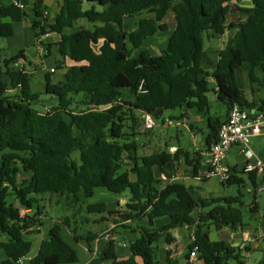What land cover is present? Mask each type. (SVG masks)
Returning a JSON list of instances; mask_svg holds the SVG:
<instances>
[{
    "label": "trees",
    "instance_id": "trees-1",
    "mask_svg": "<svg viewBox=\"0 0 264 264\" xmlns=\"http://www.w3.org/2000/svg\"><path fill=\"white\" fill-rule=\"evenodd\" d=\"M22 1H34L31 28L37 38L60 36L49 51L55 48L57 66L67 72L56 83L46 75L43 94H33L30 76L21 69L11 70L18 58L5 61L10 87L17 92L8 95V88L0 82V234L8 238L0 242L7 256L0 264H20L31 253L32 243L26 235L41 225L42 208L33 216H22L20 211L34 209L38 199L32 196L67 195L73 204H79L78 194L83 192L91 198L99 188L118 196L130 194L126 211L120 212L119 218L137 224L138 234V239L129 243L128 258H120L116 241L111 240L99 254L101 263L160 264L157 244L162 233L193 227L194 246L190 250L196 248L204 264H245L238 248L209 238L210 227L220 230L243 225V213L235 207L242 203L240 194L205 200L181 184L160 190L155 169L177 161L178 154L160 151L141 158L130 155L137 151L135 139L140 135V125L144 126V116L165 123L166 111L196 108L209 114V78L216 82L214 93L228 114L235 105L253 110L254 105L238 85L237 71L249 64L253 84L254 69L264 73V0H249L250 9H235L239 24L230 27L241 30L244 46L221 51L212 74L207 71L211 64L204 41L209 35L225 34L232 12L230 3L235 0H65L52 22L46 18L44 0ZM85 3L89 9H84ZM170 12L176 28L167 48L153 55L144 48L145 42L169 32L165 20ZM29 16L11 0L0 6V37L12 34V27L1 23L3 18L22 22ZM80 20L89 24L77 26ZM131 22H135L134 30H130ZM69 29L72 33H65ZM125 91L133 101L123 100ZM42 96L57 100V105L44 114L34 106ZM219 128L216 120L210 125L207 147L217 140ZM75 153L79 154L78 161L73 159ZM125 160L132 163L123 171ZM193 163L188 164L196 169ZM247 174L256 186V173ZM21 175L28 177L19 182ZM243 182L232 172L225 184ZM11 196L14 202L9 200ZM210 207L211 211L196 214ZM86 212L114 215L105 203L88 205ZM161 220L166 224L160 225ZM143 221L145 225H141ZM70 223V218L63 221L71 229ZM71 231L77 241L83 240L76 236V229ZM169 253L166 264H172ZM77 262L76 251L62 239L61 226L56 224L30 263Z\"/></svg>",
    "mask_w": 264,
    "mask_h": 264
},
{
    "label": "crops",
    "instance_id": "crops-1",
    "mask_svg": "<svg viewBox=\"0 0 264 264\" xmlns=\"http://www.w3.org/2000/svg\"><path fill=\"white\" fill-rule=\"evenodd\" d=\"M64 2L65 0H44V5L47 10L45 13L46 18L50 22L54 21L56 16L59 15ZM9 3L10 0H0V6H5ZM23 3L26 6L25 11L30 14L25 21L14 22L10 18H3L1 20L2 24L12 27V34L8 37H0V82L8 88V95H14L17 92V90L15 91L10 87L11 78L7 75L5 61L18 58L19 62H17L15 66H11V70L21 69L28 74L31 78V92L33 94L42 95L46 85V75H50L51 81L56 83L63 79L67 69H61L57 66L59 57L57 58L58 55L56 54L55 48H53L51 52L49 51L50 45L60 41V36L57 34H49L48 36L45 35L44 37L37 38L35 32L31 28V23L34 21V17L31 13L34 7V1ZM83 7L85 10L89 9V5L86 3ZM230 7L232 8V12L226 24L227 29L225 34L220 37L209 35L204 41V49L207 53L208 61L211 64V67L207 71L211 74L218 65L221 51L229 47L240 49L244 46L241 30L238 27L230 26H237L239 24V12L235 11V9H250L252 7L251 2L249 0H235L230 3ZM168 16L169 13L167 17ZM80 25L86 24L80 21L77 26ZM134 27L135 22L132 26L130 25V30H134ZM175 28L176 25L173 29L169 27L170 35H172ZM22 29L25 31L24 39L18 34ZM72 31V29H69L66 30L65 33L70 34ZM159 34L160 33H158L157 36ZM31 36L33 37V42H30ZM166 48H164L162 52ZM21 53L23 54L22 57L20 55ZM51 58H53V63L52 61L50 62ZM70 64L71 63H69V65ZM52 70H55V72H51ZM243 70L245 72V74H243L244 84L241 87L239 74ZM250 71L251 66L249 64H244L237 71V81L244 93L245 99L250 104L254 105L253 110L249 111L251 114H254L264 109V73L259 69H254L256 83L253 84L249 77ZM209 82L211 84V92L209 93V114L206 115L201 113L196 108L180 109V116H172L169 119H165V122L169 121L171 123H163L164 126L172 127L176 124V127L186 128L192 136V142L190 144H188L189 142H187L188 145L184 143L185 135L183 130H177V143L175 144L169 136L160 138L154 133V129L152 131H147L144 130L143 127L145 135L136 138L138 147L134 155L138 157V154H140L143 157L153 154H142V152H144V147L152 144L151 136L153 134L154 139L159 137L157 140L162 139L164 141V146H158V151L156 152L166 151L172 155L178 154L177 161L164 168L155 169V177L160 181L158 189L162 190L169 184H181L190 189L197 197L205 200L210 198L238 197L239 195H226V193H222L223 195L220 196L211 194V196L215 197H204L203 190L205 189L207 192L211 190V188L216 187L218 183H221L224 191L229 187L222 183L217 177H208V168L200 159L203 153L209 148L206 145V137L211 131L210 125L215 123L216 120V125L221 126L228 118L227 107L218 101L214 93V91L217 90L216 82L212 78H209ZM38 87H40L39 91L36 92V88ZM123 100L133 101L134 97L129 92L125 91ZM39 105L44 106V110L48 112L53 106L57 105V100L55 98L42 96L39 102L34 105L37 110L41 108ZM212 120H214V122H212ZM199 122H202L201 126L198 125ZM249 149L253 153V158L251 160H248L244 156L241 146L235 145L230 149L228 158L225 162L233 174L244 181L242 185H233L239 187L238 194L242 196V203L235 205V207H239L243 213V225L234 228L223 227L220 230L210 227L209 238L213 242H227L232 244L233 247L238 248L245 264H258L264 260V173L256 174L257 185L255 186L249 180V174H245L244 172L249 162L256 163L258 160H261L264 163V136L253 138L250 142ZM141 156L138 158H141ZM199 159L200 162H198ZM189 162H194L193 164L196 165L197 168L194 169L192 165L188 164ZM241 187L247 188L251 201L244 200V193L240 191ZM32 197L38 199L37 196ZM78 197L80 200L79 204H87V198L83 192L78 194ZM128 201L129 199H125L122 196H114L113 203L116 205L115 208L110 209V205L105 203L108 206V210L114 212V215L107 217V214H91L85 217L82 223L87 225L88 229L85 231L84 235L76 234L77 237L83 239L81 241H77L71 229L63 225V221L69 217H65L63 221L59 219L54 221L42 210L43 213L39 217L41 225L34 228L32 233L26 235L27 240L32 243L31 253L28 257L23 259L20 264H31L30 262L37 257L42 243L48 239L51 229L56 224L61 226L62 239L76 251L78 256V262L76 264H107L101 263L98 257L109 243L105 238V234L111 229H116L118 226L120 227L115 231V235H112V239L116 241L118 246L117 253L120 258H128L130 255L129 243L138 239V234L136 232L137 227L131 222L114 223L117 218L116 214L126 211L125 204ZM244 207H247L246 213L243 211ZM39 208L40 205L38 202L35 204L33 210H28V215L33 216L36 209L38 210ZM212 209L213 207L205 210H197L196 214L201 212L207 213ZM159 223L160 225L166 224L164 220L159 221ZM145 224L146 221L141 222V225ZM124 225L130 226L131 229L124 228ZM194 232L195 229L193 227H182L162 233L157 244L159 249L158 259L161 260H159L160 264H166L167 252H170L168 256L172 264H204L199 260L198 256L196 258H191L190 256L192 252L190 247L193 245ZM125 236L128 237L129 241H126ZM7 239L6 235L0 234V242H6ZM87 239L90 240V243L86 242ZM125 245L128 247H124ZM5 260H7V256L4 249L0 247V261Z\"/></svg>",
    "mask_w": 264,
    "mask_h": 264
},
{
    "label": "rangeland",
    "instance_id": "rangeland-1",
    "mask_svg": "<svg viewBox=\"0 0 264 264\" xmlns=\"http://www.w3.org/2000/svg\"><path fill=\"white\" fill-rule=\"evenodd\" d=\"M80 21L86 25L89 24L85 20H80ZM166 22L171 29H173L175 27L176 22H175L174 14L172 12L169 13V16L167 17ZM132 24L133 23L131 22V26H132ZM80 26H83V25H80ZM89 27H92V25L90 24ZM18 34H20V37H22L24 39L25 31L23 29L20 32H18ZM170 36L171 35L169 32L160 33L158 36L156 35V37L147 40L145 42L144 48L146 49L149 46L147 49L150 50L153 55H160L162 50L164 48H166ZM30 42H33L32 36L30 38ZM30 46H32V45H30ZM57 58H58V56H57ZM51 61H52V63L54 62L53 58H51L50 62ZM243 74H245L244 70L239 74V82H240L241 87L244 84V75ZM39 88L40 87L36 88V92L39 91ZM220 106H223V105H220ZM39 107H41L39 109V111L44 114L46 112L44 110V106L39 105ZM180 113H181L180 109L173 110V111H166L164 114V120L169 119L172 116H180ZM155 122H156V126L154 128V133H156V135H158L160 138H165V136L166 137L169 136L172 139V142L176 144L177 143V140H176L177 130L180 129V130L184 131V135H185L184 143L187 144V142H189L188 144H190L192 142V136L190 135V132L186 128L176 127V124H174L172 127L164 126L162 120H160V121L155 120ZM198 125L201 126L202 122H199ZM143 127L140 125V127L137 131V134H140L138 137L145 135L143 132ZM152 130H147V131H152ZM151 137H152V144L146 145V147H144V149H143L144 152H142V154L148 155V154L155 153L156 151H158L157 150L158 146H161V147L164 146V141L162 139L157 140V139H159V137H156L154 139L153 134ZM135 141L138 142L136 139H135ZM137 147H138V144H137ZM130 156L132 157V156H134V154H131ZM140 156L141 155L138 154V157H140ZM73 159L78 161L79 160V154L75 153L73 155ZM129 163H132L131 160H127L126 162H124L122 164V170L123 171L125 169H128ZM27 177H28L27 175H21L19 177V182L24 181ZM217 178H215V179L218 180ZM215 182H217V181H215ZM240 189H241L240 191H242V193H244V200L246 199L247 201H251V197L249 196V194L247 192V188L241 187ZM238 190H239V187L232 185V186H229L224 191L221 183H218V184H216V187L211 188V190H208L207 192L204 189L203 193H204V197L208 198L211 196V194H214L216 196L223 195L222 193H226V195H239ZM114 196H118V195L110 193L104 189H97L95 191V194L93 197L87 198V200H86L87 204L86 205H93L96 203H102L103 202V203H107L108 205H110V209L115 208L116 205L113 203ZM121 196L125 199L130 198V194L128 192L124 193ZM211 197H215V196H211ZM37 198H38L39 205L42 208L43 212L45 214H48L52 218V220L57 221L59 219L60 221H63L65 219V217H69L71 220V229L72 230L76 229L77 235H84L85 231L88 228H87V225L83 224L82 222H83L84 218L89 215L86 212L87 206L84 203L83 204H73L72 198H69L67 195L59 196V195H52V194H44V195H38ZM9 200L14 202L13 196H11L9 198ZM246 210H247V207H244L243 208L244 213H246ZM122 212H125V211H122ZM116 215H117V218H116L114 223L115 224L122 223L123 221L119 218V213H117ZM106 216L109 217L112 215L107 214ZM107 217H105V218H107ZM136 225L137 224H134L135 227H136ZM124 226H128V225H124ZM119 227L120 226L116 227V229L109 230L107 232V234L115 235V231ZM125 239H126V241H129L127 236H125ZM120 241H124V240H120ZM74 244H76V243H74Z\"/></svg>",
    "mask_w": 264,
    "mask_h": 264
},
{
    "label": "built area",
    "instance_id": "built-area-1",
    "mask_svg": "<svg viewBox=\"0 0 264 264\" xmlns=\"http://www.w3.org/2000/svg\"><path fill=\"white\" fill-rule=\"evenodd\" d=\"M11 1L15 7L25 10L26 6L22 0ZM51 72H55V70ZM143 119L145 130L155 128L156 122L152 116L146 115ZM166 123L171 122L167 121ZM260 136H264V111L251 114L249 111L235 105L229 111L227 120L220 126L217 140L203 153V163L208 168L207 176L218 177L222 183H227L232 176L231 170L225 164L230 149L235 145L241 146L244 156L248 160H251L253 153L249 149L250 142L253 138ZM245 172L264 173L263 161L258 160L256 163L249 162L245 168ZM20 213L22 216L27 215L28 210L22 209ZM105 238L107 241L113 240L110 234H105ZM124 247L128 246L125 245ZM190 256L191 258L198 256L196 248L191 252Z\"/></svg>",
    "mask_w": 264,
    "mask_h": 264
},
{
    "label": "water",
    "instance_id": "water-1",
    "mask_svg": "<svg viewBox=\"0 0 264 264\" xmlns=\"http://www.w3.org/2000/svg\"><path fill=\"white\" fill-rule=\"evenodd\" d=\"M193 246H194V244H193Z\"/></svg>",
    "mask_w": 264,
    "mask_h": 264
}]
</instances>
